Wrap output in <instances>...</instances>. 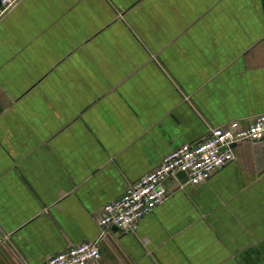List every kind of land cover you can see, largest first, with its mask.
I'll use <instances>...</instances> for the list:
<instances>
[{"label": "crops", "instance_id": "crops-1", "mask_svg": "<svg viewBox=\"0 0 264 264\" xmlns=\"http://www.w3.org/2000/svg\"><path fill=\"white\" fill-rule=\"evenodd\" d=\"M264 113V0H17L0 15V264H264V138L178 174L132 230L102 206L185 142Z\"/></svg>", "mask_w": 264, "mask_h": 264}, {"label": "built area", "instance_id": "built-area-1", "mask_svg": "<svg viewBox=\"0 0 264 264\" xmlns=\"http://www.w3.org/2000/svg\"><path fill=\"white\" fill-rule=\"evenodd\" d=\"M17 0H0V15ZM264 138V113L250 123L231 120L209 129L202 139L185 142L165 153L158 165L127 184L115 199L101 209L98 223L103 229L116 227L132 231L138 221L152 211L167 195L165 181L182 171L187 181L199 183L231 160L232 146L245 140ZM100 257L96 241H82L58 251L39 264H87Z\"/></svg>", "mask_w": 264, "mask_h": 264}, {"label": "water", "instance_id": "water-1", "mask_svg": "<svg viewBox=\"0 0 264 264\" xmlns=\"http://www.w3.org/2000/svg\"><path fill=\"white\" fill-rule=\"evenodd\" d=\"M177 174H178L179 176H183V175H184V173H183L182 171L178 172Z\"/></svg>", "mask_w": 264, "mask_h": 264}]
</instances>
